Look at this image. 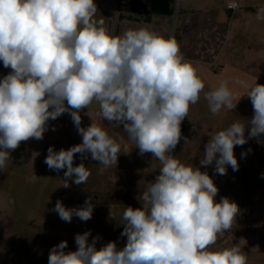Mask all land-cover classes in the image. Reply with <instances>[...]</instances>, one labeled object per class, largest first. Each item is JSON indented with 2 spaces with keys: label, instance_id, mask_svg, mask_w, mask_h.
Returning a JSON list of instances; mask_svg holds the SVG:
<instances>
[{
  "label": "clouds",
  "instance_id": "clouds-1",
  "mask_svg": "<svg viewBox=\"0 0 264 264\" xmlns=\"http://www.w3.org/2000/svg\"><path fill=\"white\" fill-rule=\"evenodd\" d=\"M97 10L95 0H0V62L11 69L0 78V171L21 142L43 140L49 121L65 113L82 142L67 150L50 146L44 160L50 170L66 169L63 187H70L69 180L87 183L91 172L83 159L88 155L104 169L117 165L121 143L92 121L88 109L94 102L98 115L122 127L141 156L151 154V168L160 164L139 197L141 207L122 212L123 248L114 241L97 248L100 237L89 242V230L75 235V251H66V240L53 246L48 264H247L238 245L212 250L240 209L228 197L215 200L219 189L201 168L214 165L219 175L229 166L238 170L234 148L264 135V84L244 85L252 117L209 135L200 165H186L172 153L181 139L190 142L181 123L205 88L198 70L174 35L141 28L115 36L103 18H95ZM256 18L264 20V8ZM204 99L212 115L233 111L240 101L227 80L204 92ZM84 110L91 119L87 127L82 126ZM91 199L73 208L58 199L53 211L65 222L74 216L88 221Z\"/></svg>",
  "mask_w": 264,
  "mask_h": 264
},
{
  "label": "rangeland",
  "instance_id": "rangeland-1",
  "mask_svg": "<svg viewBox=\"0 0 264 264\" xmlns=\"http://www.w3.org/2000/svg\"><path fill=\"white\" fill-rule=\"evenodd\" d=\"M95 18L98 20L101 15L96 13ZM8 73L5 68V75ZM237 100L240 101L233 111L225 108L212 115L207 101L200 96L199 101L190 106L186 117L191 122L185 135L190 142L185 145L184 140H180L172 155L186 165L199 166L209 135L226 129L237 120L246 123L252 117L250 99L239 96ZM95 108L94 112L92 106L88 109L92 121L121 143V154L117 165L107 169L90 155L83 159L91 172L86 184L76 185L69 180L70 187L65 188L66 169L57 172L44 163L50 146L59 151L82 142L68 113L49 121L43 140L21 142L11 152L12 162L0 171V264H48L53 246L66 240V251H75V235L89 230V242L100 237L97 248L112 241L118 248L125 246L127 238L121 236L122 212L128 206L141 207L139 197L148 182L155 180L160 164L156 161L155 169L151 168V154L141 156L122 127L108 124L98 115L99 106ZM86 111L81 112L83 127L91 123ZM245 135H248V128ZM244 152H247L246 156L241 155ZM234 155L239 164L237 171L229 166L225 175H219L214 171V165L201 168L208 172L219 189L215 200L219 202L222 197H228L240 209L232 229L218 237L212 250L238 245L247 256V264H264V178L261 176L264 173V135L236 146ZM81 162L80 154H76L74 165ZM89 197L94 211L88 221L74 216L70 223L65 222L53 211L58 199L64 206L73 208L82 207Z\"/></svg>",
  "mask_w": 264,
  "mask_h": 264
},
{
  "label": "crops",
  "instance_id": "crops-1",
  "mask_svg": "<svg viewBox=\"0 0 264 264\" xmlns=\"http://www.w3.org/2000/svg\"><path fill=\"white\" fill-rule=\"evenodd\" d=\"M227 1L174 0L172 15H154L150 21L122 18L114 0L95 3L104 26L115 36L141 28L165 37L174 35L181 53L193 63L205 84L200 96L227 80L237 100L248 91L244 85L264 84V20L256 18L264 0H231L239 3L238 10H229ZM3 76L5 68L0 62V78ZM97 105H90L91 111ZM185 120L184 137L191 127L190 120Z\"/></svg>",
  "mask_w": 264,
  "mask_h": 264
},
{
  "label": "trees",
  "instance_id": "trees-1",
  "mask_svg": "<svg viewBox=\"0 0 264 264\" xmlns=\"http://www.w3.org/2000/svg\"><path fill=\"white\" fill-rule=\"evenodd\" d=\"M174 3V0H146L138 1L134 0L126 8H120L118 5V11L122 18H134L136 20L150 21L154 15H172L170 6ZM187 125L186 120L181 123L182 136L184 129ZM182 140V139H181Z\"/></svg>",
  "mask_w": 264,
  "mask_h": 264
},
{
  "label": "built area",
  "instance_id": "built-area-1",
  "mask_svg": "<svg viewBox=\"0 0 264 264\" xmlns=\"http://www.w3.org/2000/svg\"><path fill=\"white\" fill-rule=\"evenodd\" d=\"M117 5H119L120 8H126L131 2H133L134 0H114ZM226 7L229 10H238L240 9V5L238 2L236 1H227L226 2Z\"/></svg>",
  "mask_w": 264,
  "mask_h": 264
}]
</instances>
